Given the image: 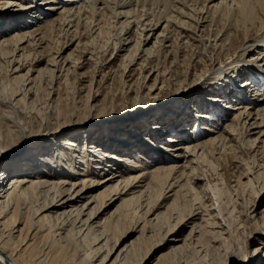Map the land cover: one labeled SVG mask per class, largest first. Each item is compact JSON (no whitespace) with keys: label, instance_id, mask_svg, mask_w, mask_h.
Returning <instances> with one entry per match:
<instances>
[{"label":"bare ground","instance_id":"obj_1","mask_svg":"<svg viewBox=\"0 0 264 264\" xmlns=\"http://www.w3.org/2000/svg\"><path fill=\"white\" fill-rule=\"evenodd\" d=\"M254 1L251 5L248 0H160L151 10L148 0H31L19 14L0 15V66L8 67V70L4 68L8 83L23 82L25 75L20 74V65H15L25 56L27 42L40 45L46 39L47 28L52 30L65 23L70 26L73 22L77 25L87 19L94 20L93 29L97 28L91 32L94 34L106 12L111 15L112 23L121 27L115 50L123 51L132 42L126 57L139 59L138 53L148 42V35L161 26L153 44L146 49L147 55H153L155 47L166 53L192 50V43L196 42L206 51L225 52L228 57L211 71V82L217 78L230 81L236 73L248 76L243 88L223 90L226 100L222 111L212 100L207 101V105L217 110L218 117L200 113L192 131L184 130L176 139L165 140L166 145L153 149L152 153L147 149L145 156L140 152L133 156L111 153L97 170L89 174L86 170L76 171L68 177L41 170L43 166L31 160L33 156L27 150L38 140L27 136L17 140L18 135L14 134L17 130L19 135L22 133L19 121L13 118L14 104L32 94L30 81L22 83L19 92L4 105L0 118V264H183L179 256L188 242V246L196 244L203 234L217 238L227 235L225 224L211 213L215 207L212 205L207 211L199 205L187 214L184 212L183 218H175L171 230L163 231V227L159 240H152L154 228L161 230L168 211H178L182 194L193 192L192 183L199 182L194 175L196 168L199 162L206 161L207 155L230 147V143L242 137L243 143L253 149L259 144L264 148V22L254 29L253 36L250 30L257 18L255 11L264 14V0ZM233 15L232 25L229 22ZM224 16L226 22L218 26ZM252 53L256 55L246 60ZM64 61L59 58L54 61L55 68L64 69ZM228 76L231 77L227 79ZM7 87L4 85L0 90L5 92ZM233 99L238 102L234 103ZM2 127L8 128L5 135ZM57 135L48 136L65 143L66 133ZM253 135L256 137L249 142ZM25 140L27 147H16ZM252 173L249 171L247 175L252 177ZM205 214L216 220L213 224L216 231L208 230L206 225L211 222H205L208 221L203 219ZM126 215L135 219L129 224L123 221L127 225L120 229L118 220ZM261 216L263 225L264 210ZM186 227L188 235H181ZM255 236L251 240L264 245V231L258 227ZM215 238L209 240L214 251L220 250L217 244L220 239ZM225 254V264L256 261V255L242 256L233 248ZM130 256L136 258L134 262ZM257 260L256 264H264V253ZM205 264L218 262L211 259Z\"/></svg>","mask_w":264,"mask_h":264},{"label":"rangeland","instance_id":"obj_2","mask_svg":"<svg viewBox=\"0 0 264 264\" xmlns=\"http://www.w3.org/2000/svg\"><path fill=\"white\" fill-rule=\"evenodd\" d=\"M30 1L0 0V15L5 12L19 14ZM157 1L160 0H148L151 10L155 9ZM248 1L251 5L255 4L254 0ZM255 13L257 18L253 20L255 22L251 27L253 30L250 29L251 36L256 33L254 29L264 22V14L259 11ZM225 17L218 26L224 25L227 20ZM234 20L233 15L229 23L235 24ZM99 21L100 29L94 34L91 33L97 29H93L94 20L87 19L77 25L73 22L70 26L65 23L52 30L47 28L46 39L40 45L27 42L24 45L25 56L15 65H20V74L25 75L23 82L16 81L18 85L15 82L8 83V67L4 64L0 66V89L4 85L8 86L5 92L0 90V118L9 98L19 92L22 83L27 84L30 81L28 87L31 86L29 88L32 94L14 104L13 118L19 121L22 132L19 135L17 130L14 134L18 135L17 138H36L38 142L27 148L33 156L31 160L40 167L43 166L41 170L45 169L46 172L58 176H74L76 171L79 173L81 170H86L89 174L97 170V166L102 167L103 159L111 153L119 156L141 153L140 155L145 156L147 150L152 153L153 149L164 147L165 140L176 139L184 130L187 133L192 131L200 113L218 117L217 110L207 105V101L212 100L211 103L215 107L218 105L216 108L220 106L222 111V106H225L223 102L226 100L222 92L241 89L243 81L248 80V76L236 73V76L231 75L234 77L230 81L217 78L211 82V71L220 67L228 57L225 52H213L210 49L206 51L203 45L192 41H189L194 46L192 50L166 53L159 52L155 47V53L147 55L146 49L153 44L161 26L152 35H148V42L142 47V52L138 53L139 59L126 57V50L132 42L123 51L115 50L121 33L119 24L112 23L113 19L108 12ZM122 21L124 20H120ZM255 55L256 53H252L246 60ZM58 58L62 62L65 60L64 69L55 68L53 62ZM4 68L7 70L4 71ZM236 102L238 101H234ZM220 123L222 125L224 120ZM8 128L2 127L3 135ZM62 132L66 133L65 143L58 137L51 139L48 136H56ZM255 137L256 135L250 137L249 142ZM243 139L237 138L229 144L230 147L216 149L217 152L213 155H207L206 161L201 160L204 162H199L196 168L194 175L199 178V182L192 183L193 192L191 190L188 194H182L178 201V211H168L161 230L154 228L156 230L152 240L156 242L163 231L171 230L174 223L180 217L183 218L184 212L187 214L191 208L199 205L205 206V210L209 207L210 210L213 206L216 208L211 213L218 217L217 221L225 224L228 236L217 238L216 235L203 234L196 244L190 243L188 246V242L179 256L183 264H205L211 259H215L218 264H225V251L227 253L232 248L242 256L256 255V261L252 262L256 264L257 259L264 253V245L260 246L259 242L251 240L257 237L255 232L258 227L261 232L264 231L261 216L264 210V148L259 144L253 149L249 144H244ZM27 146L28 140L16 144L20 149ZM66 165L70 168H65ZM249 171L253 172L252 177L247 175ZM198 197L200 204L196 199ZM128 216L118 220L122 224L119 228L135 219V216ZM249 216H255V219H250ZM205 217L203 219L208 220L205 222H211L205 224L208 230H214L213 224L216 220H210V216ZM219 217H224L225 220H220ZM201 224L205 226L204 222ZM230 229L234 230L230 232ZM188 233L189 228L186 227L181 235ZM214 238L218 241L220 239V245L217 242L220 250L214 251L211 244L209 245V240ZM135 259L130 256L131 262Z\"/></svg>","mask_w":264,"mask_h":264}]
</instances>
